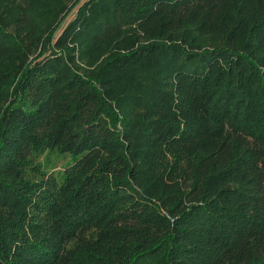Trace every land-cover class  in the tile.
Returning a JSON list of instances; mask_svg holds the SVG:
<instances>
[{"label":"trees","instance_id":"1","mask_svg":"<svg viewBox=\"0 0 264 264\" xmlns=\"http://www.w3.org/2000/svg\"><path fill=\"white\" fill-rule=\"evenodd\" d=\"M0 264H264V0H0Z\"/></svg>","mask_w":264,"mask_h":264},{"label":"rangeland","instance_id":"2","mask_svg":"<svg viewBox=\"0 0 264 264\" xmlns=\"http://www.w3.org/2000/svg\"><path fill=\"white\" fill-rule=\"evenodd\" d=\"M70 17H71V15H70L67 19H69ZM68 159H70V161H72L70 155H68ZM62 162H65V161H61V163H62ZM61 163H58L57 165H60Z\"/></svg>","mask_w":264,"mask_h":264}]
</instances>
